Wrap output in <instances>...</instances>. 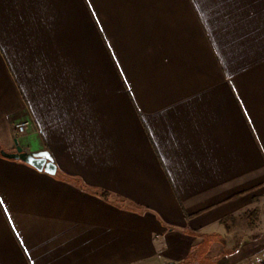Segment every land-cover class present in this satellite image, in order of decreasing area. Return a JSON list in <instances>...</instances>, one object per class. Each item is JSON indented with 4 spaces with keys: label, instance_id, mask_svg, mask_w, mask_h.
<instances>
[{
    "label": "crops",
    "instance_id": "1",
    "mask_svg": "<svg viewBox=\"0 0 264 264\" xmlns=\"http://www.w3.org/2000/svg\"><path fill=\"white\" fill-rule=\"evenodd\" d=\"M16 146L0 264H264V0H0Z\"/></svg>",
    "mask_w": 264,
    "mask_h": 264
},
{
    "label": "water",
    "instance_id": "2",
    "mask_svg": "<svg viewBox=\"0 0 264 264\" xmlns=\"http://www.w3.org/2000/svg\"><path fill=\"white\" fill-rule=\"evenodd\" d=\"M1 155L8 159L20 160L38 171H44L48 174H54L55 165L53 164V160L50 155L43 152H27L23 150L21 147L16 146L14 153H5L4 151L0 152Z\"/></svg>",
    "mask_w": 264,
    "mask_h": 264
},
{
    "label": "rangeland",
    "instance_id": "3",
    "mask_svg": "<svg viewBox=\"0 0 264 264\" xmlns=\"http://www.w3.org/2000/svg\"><path fill=\"white\" fill-rule=\"evenodd\" d=\"M240 229L256 231L257 233L264 232V204L259 205L254 209L244 221L239 222ZM212 263V262H211Z\"/></svg>",
    "mask_w": 264,
    "mask_h": 264
},
{
    "label": "built area",
    "instance_id": "4",
    "mask_svg": "<svg viewBox=\"0 0 264 264\" xmlns=\"http://www.w3.org/2000/svg\"><path fill=\"white\" fill-rule=\"evenodd\" d=\"M26 130H27L26 122H21L14 125V132L16 136L24 135L26 133Z\"/></svg>",
    "mask_w": 264,
    "mask_h": 264
}]
</instances>
